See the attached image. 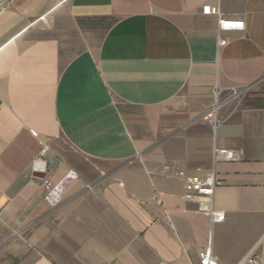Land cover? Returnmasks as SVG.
<instances>
[{
    "label": "crops",
    "instance_id": "0c3cea01",
    "mask_svg": "<svg viewBox=\"0 0 264 264\" xmlns=\"http://www.w3.org/2000/svg\"><path fill=\"white\" fill-rule=\"evenodd\" d=\"M69 171L51 208L42 179ZM177 171L222 186L186 200ZM208 243L264 253V0H0V264H198Z\"/></svg>",
    "mask_w": 264,
    "mask_h": 264
},
{
    "label": "built area",
    "instance_id": "2783aa9c",
    "mask_svg": "<svg viewBox=\"0 0 264 264\" xmlns=\"http://www.w3.org/2000/svg\"><path fill=\"white\" fill-rule=\"evenodd\" d=\"M201 11L203 14L213 16L216 19L219 32L241 31L244 29L243 21L226 19L216 7L204 6ZM226 44V39H218V45L220 47H224ZM240 94V90L233 89L231 90L229 99L231 101H236L240 97ZM214 97V102L203 120L215 127L220 123L219 110L223 102L220 100V91L215 90ZM30 134L36 137L35 131L30 130ZM241 158V151L218 147H214L212 150L213 164L238 162ZM32 170L34 173L44 174L47 170L46 162L41 159L35 160L32 164ZM172 176L182 182L183 193L186 200H191L194 196L211 198L215 190L222 186L221 179H219L215 173L201 175L197 172L195 175L188 176L182 171H177L174 172ZM75 179L76 175L73 171H69L66 176L57 183H53L47 178L42 179V186L45 192L44 199L51 208L61 203L63 192L68 182ZM201 209L208 210L207 206H203ZM210 215L213 222H221L224 219L222 213L211 212ZM197 258L198 264H220L213 257L210 243L198 251ZM158 264L171 263L161 261ZM240 264H264V253L256 252L252 249L243 257Z\"/></svg>",
    "mask_w": 264,
    "mask_h": 264
}]
</instances>
